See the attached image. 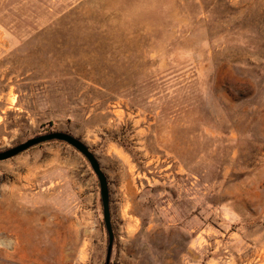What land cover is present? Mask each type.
Returning <instances> with one entry per match:
<instances>
[{
    "label": "rangeland",
    "instance_id": "rangeland-1",
    "mask_svg": "<svg viewBox=\"0 0 264 264\" xmlns=\"http://www.w3.org/2000/svg\"><path fill=\"white\" fill-rule=\"evenodd\" d=\"M50 132L106 177L109 264H264V0H0V152ZM88 162H0V264H105Z\"/></svg>",
    "mask_w": 264,
    "mask_h": 264
},
{
    "label": "water",
    "instance_id": "water-1",
    "mask_svg": "<svg viewBox=\"0 0 264 264\" xmlns=\"http://www.w3.org/2000/svg\"><path fill=\"white\" fill-rule=\"evenodd\" d=\"M61 142L66 144L67 146L74 149L77 153H79L89 164L93 174L95 175L98 187H99V197L102 208V219L104 228L108 238V245L106 249V259L105 264H109L111 251H112V243H113V232L111 228V219H110V210H109V191L106 177L100 169V166L94 157V155L89 151V149L81 143L76 138L61 132H50L44 135H39L33 137L31 139L26 140L25 142L16 145L12 148L6 149L0 152V162L7 161L12 159L19 154L44 143L48 142Z\"/></svg>",
    "mask_w": 264,
    "mask_h": 264
},
{
    "label": "trees",
    "instance_id": "trees-1",
    "mask_svg": "<svg viewBox=\"0 0 264 264\" xmlns=\"http://www.w3.org/2000/svg\"><path fill=\"white\" fill-rule=\"evenodd\" d=\"M53 142H56V141H53ZM61 143V142H60Z\"/></svg>",
    "mask_w": 264,
    "mask_h": 264
}]
</instances>
